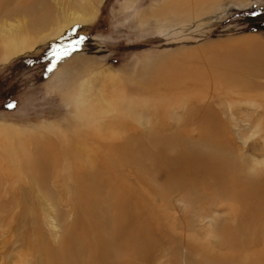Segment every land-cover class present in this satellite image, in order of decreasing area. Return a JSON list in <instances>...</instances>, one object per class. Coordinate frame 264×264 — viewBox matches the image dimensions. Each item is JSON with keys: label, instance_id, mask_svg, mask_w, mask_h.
I'll use <instances>...</instances> for the list:
<instances>
[{"label": "bare ground", "instance_id": "bare-ground-1", "mask_svg": "<svg viewBox=\"0 0 264 264\" xmlns=\"http://www.w3.org/2000/svg\"><path fill=\"white\" fill-rule=\"evenodd\" d=\"M53 1L0 0L1 61L9 62L36 44L31 42L18 47V42L14 41L19 33L8 32L6 20L22 19L24 30L34 25L32 30L37 36L45 34L42 39L63 31L65 21H60L56 8L57 5L66 6L65 2L70 0ZM75 1L81 5L79 0ZM103 2H92L93 11L90 10L88 15L94 17ZM187 5L183 7L185 10L174 8L171 14L179 18L183 27L193 24L195 16L198 19L202 16L200 13L205 14L202 11L190 13L196 4ZM210 8L207 10L214 9ZM75 14L70 24L87 17L80 9ZM161 17L154 16L158 27ZM7 34L9 37L5 36ZM192 50L182 49L183 52ZM240 64L229 65V71L225 68L227 65L203 71L216 80L215 83L221 82L219 73H222V86L227 87L228 92L246 91L244 96H250L254 91L264 93L263 87L249 78L264 77V61ZM181 67L187 70L186 65ZM101 69L99 73H105ZM90 70L88 67L85 71ZM196 72L199 73L182 77L172 73L161 75L158 71L153 78L143 76V85L129 86L135 95L127 104V119L119 123L106 121L107 125L117 123L121 127L116 126L120 130L119 137L104 133L106 125L103 122L88 131L89 141L80 148L75 146L80 133L73 132L62 142L47 138L22 152H0V264H264V162L257 161L256 165L250 159L240 157L242 151L233 145L234 138L228 125L212 101L216 92L209 90L211 83L203 85L208 86V94L203 92L205 88L198 86L202 83L198 75L203 73ZM106 77L111 82H126L123 75L110 71ZM70 78L71 74H66V79ZM79 82L78 85L69 83L68 92L72 93L75 88V93L83 92L91 80ZM182 99L186 102L175 103ZM144 102L150 103L145 106ZM181 106L187 109L189 116L182 118L181 115V122L174 125L165 113L173 112L177 119ZM260 111L264 112V108L257 110ZM137 115L145 116L147 120L144 119L142 125L136 124ZM261 124L264 131V123ZM75 126L70 124L69 129L76 131L83 124L76 122ZM168 126L171 133L166 132ZM1 130L0 143L10 139ZM6 158L10 163L16 159L21 162L26 177L30 174L37 183L35 188L53 201L52 207L58 210L54 213L55 226L62 231L57 233L56 241L28 226L26 216L29 212L11 210L13 198L9 200L7 196L14 195L19 200L21 187L14 185L7 189L5 178L12 173V168L5 163ZM61 167L67 171L66 179L62 180ZM25 191L28 195L35 193L31 187ZM118 199H122V203L119 204ZM65 201L70 207L62 206ZM225 201L230 209L227 215L213 217L210 206ZM106 202L112 204L106 205ZM110 205H116L113 207L118 212H107L105 206ZM71 216L75 223L68 225ZM13 222L20 228L17 233L12 230ZM213 230L218 233L219 240L213 243L204 239L206 242H202L199 236L211 234Z\"/></svg>", "mask_w": 264, "mask_h": 264}, {"label": "rangeland", "instance_id": "rangeland-1", "mask_svg": "<svg viewBox=\"0 0 264 264\" xmlns=\"http://www.w3.org/2000/svg\"><path fill=\"white\" fill-rule=\"evenodd\" d=\"M98 1L79 0L80 6L75 0L65 2L66 6L56 4L60 21H65L62 26L63 31L57 35L53 33L44 39L42 37L45 34L37 36L32 30L35 29L34 25L24 30L22 19L6 20L5 28L8 32L19 33L14 41L18 42V47H25L31 42L36 44L29 51L17 54L9 62L0 60V129L10 138L0 143L1 153L8 150L22 152L41 144L47 138L62 142L69 133L73 132L80 133L77 136L79 141L75 144L76 148H80L79 146H86L84 143L89 141L88 131L103 122L106 125L104 133L118 134L121 127H118L117 123L127 119L129 114L127 104L132 102L135 95L129 90V86L143 85V76L153 78L158 71L161 75L172 73L182 77L183 75L193 76L199 73L196 71H200L203 76L198 75V77L202 85L198 86L204 87L203 92L206 94L209 90L216 92L212 101L216 110L222 115L225 125H228L234 138L233 145L241 149L240 157L250 159L256 165L257 161L264 162V137H262L264 131L261 124L264 123V112H257L258 109L264 108V93L254 91L249 94L250 96H244L246 91L228 92L227 87L222 86L224 84L222 73H219L221 82L215 83L216 80L206 76L205 72L222 65H227L225 68L229 71V65L237 66L238 64L239 66L240 63V65H247L264 61V52H262L264 51V0L242 2L235 0H189L188 2L184 0H104L101 8L97 9L98 11L95 10L97 13L94 17L88 15L90 10L93 11L92 2ZM53 3L57 1L54 0ZM186 3L196 4L192 11H189L190 13L199 14V11H202L205 14L200 13L202 16L199 19L195 16L193 24L183 27L179 18H174L171 14L176 7L185 10L183 7L188 6ZM209 4L211 6L213 4V7ZM215 5L218 7L216 8ZM209 8L214 9L207 10ZM74 9H77L76 12L80 9L87 17L70 24L72 16L76 15ZM155 14L163 16L159 27L157 18H154ZM164 17L169 20H165ZM5 36L9 37L8 34ZM251 36L258 39L241 40ZM77 41H80L79 44L76 43ZM239 44H241L240 47H238ZM186 48L193 50L183 52L182 49ZM53 53L57 55L54 56ZM258 59L261 60L256 61ZM238 60L240 63L237 62ZM195 61L199 62L195 63ZM184 65L187 70L181 67ZM88 67L91 70L85 71ZM100 69L105 73H99ZM109 71L115 75H123L126 82H120V80L111 82L106 77ZM66 74H71L73 79L67 80ZM95 75L99 77L96 78ZM249 78L262 86L264 91V77L250 76ZM80 79L91 80L88 88L80 93H75L76 88L72 93L68 92L69 83L75 82L78 85L81 83ZM205 84L211 87L203 86ZM207 87L210 89L208 90ZM67 93H69V99L66 97ZM185 102L186 100L182 99V102L175 103L180 105ZM149 103L144 102V105L148 106ZM177 112V119L174 118L173 112L165 113L174 125L180 123L184 116H189L187 109H182V106ZM136 117L137 120L135 117L132 119L139 125H142L144 119L147 120L145 116L137 115ZM113 120L117 121L115 125H107L106 121L113 122ZM76 122H80L83 126L76 131L69 129V125L75 126ZM169 126L166 127V132L171 133ZM121 133L126 135L125 132ZM9 161L7 159L5 163L10 169L12 168L13 174L5 178V181H8L6 187L7 189L16 185L21 187L19 200L14 195L7 196L9 200L13 198L11 210L29 212L26 216L28 226L33 230H41L45 237L56 241L57 233L62 231L59 226H55L54 213L58 210L52 207L53 201L35 188L37 183L30 174L26 177L21 162L17 159L11 160V163ZM61 170L60 180L66 179L67 171L62 167ZM29 187L34 189L35 193L32 195L26 194L28 192L25 189L28 190ZM122 201L118 199L119 204ZM65 202L62 206L70 207L69 202H66L67 205ZM82 203L88 210L89 207L85 201ZM113 206H105L106 209L108 208L107 212L110 210L118 212L114 208L116 205ZM229 210L228 202L225 201L217 206L211 205L209 212H213V217L224 218ZM74 221L75 219L71 216L68 225ZM13 224L12 230L15 229V233L19 232L20 228L16 227L15 222ZM68 231H71L70 228ZM217 235L218 233L213 230L211 234L199 237L202 242H206L204 239H210L215 243L219 240Z\"/></svg>", "mask_w": 264, "mask_h": 264}, {"label": "snow or ice", "instance_id": "snow-or-ice-1", "mask_svg": "<svg viewBox=\"0 0 264 264\" xmlns=\"http://www.w3.org/2000/svg\"><path fill=\"white\" fill-rule=\"evenodd\" d=\"M81 39H83V38H81ZM79 42H80V41H77L76 43L79 44ZM66 54H67V53H65V55H66ZM53 55L55 56V55H57V54H56V53H53ZM10 106H11V105H10Z\"/></svg>", "mask_w": 264, "mask_h": 264}]
</instances>
